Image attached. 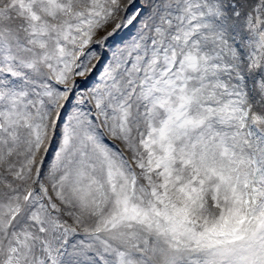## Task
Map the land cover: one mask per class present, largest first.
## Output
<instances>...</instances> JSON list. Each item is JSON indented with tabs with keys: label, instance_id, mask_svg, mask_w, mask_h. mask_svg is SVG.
<instances>
[{
	"label": "snow or ice",
	"instance_id": "snow-or-ice-1",
	"mask_svg": "<svg viewBox=\"0 0 264 264\" xmlns=\"http://www.w3.org/2000/svg\"><path fill=\"white\" fill-rule=\"evenodd\" d=\"M0 264H264V0H0Z\"/></svg>",
	"mask_w": 264,
	"mask_h": 264
}]
</instances>
